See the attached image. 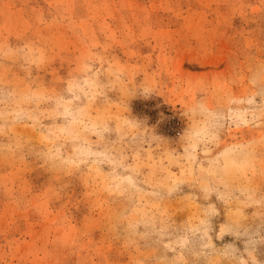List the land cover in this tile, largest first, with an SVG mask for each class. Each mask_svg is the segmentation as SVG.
Listing matches in <instances>:
<instances>
[{"label": "rangeland", "instance_id": "rangeland-1", "mask_svg": "<svg viewBox=\"0 0 264 264\" xmlns=\"http://www.w3.org/2000/svg\"><path fill=\"white\" fill-rule=\"evenodd\" d=\"M0 264H264V0H0Z\"/></svg>", "mask_w": 264, "mask_h": 264}]
</instances>
